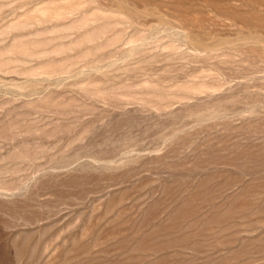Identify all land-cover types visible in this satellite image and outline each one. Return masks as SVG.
Returning a JSON list of instances; mask_svg holds the SVG:
<instances>
[{"label":"rangeland","instance_id":"rangeland-1","mask_svg":"<svg viewBox=\"0 0 264 264\" xmlns=\"http://www.w3.org/2000/svg\"><path fill=\"white\" fill-rule=\"evenodd\" d=\"M0 264H264V0H0Z\"/></svg>","mask_w":264,"mask_h":264}]
</instances>
